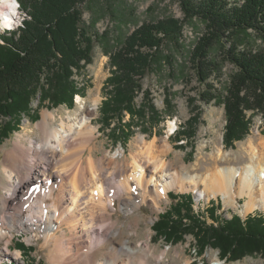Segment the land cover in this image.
<instances>
[{
  "label": "rangeland",
  "instance_id": "obj_1",
  "mask_svg": "<svg viewBox=\"0 0 264 264\" xmlns=\"http://www.w3.org/2000/svg\"><path fill=\"white\" fill-rule=\"evenodd\" d=\"M20 1L17 0L19 18L14 31L22 28V22L29 18L22 11ZM81 9L84 13V25L95 40L93 63L83 62L81 68L73 69L69 82L65 80L56 82L57 88L47 93L73 98V103L53 106L47 100L41 105L39 94L32 104L34 111L32 110L29 116L23 118L15 116L13 122H20L18 130L0 143L1 197L6 195L5 188L10 184L9 173L13 172V168H9L11 165L6 158L7 152L14 149L16 141L25 136L27 145L32 140L40 141L37 124L42 120V114L48 111L57 115L56 127L64 120L68 123L69 117L74 121L81 118L84 113L90 114L93 126L98 131L95 141L86 148L85 160L92 153L94 159H103L106 166L111 160H115L129 170L135 160L149 159L137 148L141 144L139 142L141 138H145L147 142L156 140L159 151L169 144L166 162L175 171L185 168L184 172L188 175L198 176L204 180L205 184H200L201 191L206 190V184L211 183L218 169L244 167L251 162L252 150L255 148L259 154L264 153V113L259 109L247 110L244 113L247 134L242 135L243 138L233 141L228 137L226 141L228 134L226 101L237 70L227 60L225 48L214 43L208 50V58L213 63L220 64L221 71L216 70L204 83L200 81L194 69L193 55L200 39L208 34V27L204 21L188 17L180 0H87ZM146 24H171L180 31L178 38L176 36V39L164 42L152 63L153 69L141 81L143 91L136 97L139 106L144 103L147 108L154 105L159 114L150 121L140 120L123 112L120 116L122 121L118 120L113 124L109 121L107 125L102 108L103 103L110 97L111 87L107 85V80L115 69L114 56L124 48L130 36ZM10 34L8 30L4 31L3 28L0 30V35ZM231 38L242 51L255 53L264 50V39L252 31L231 34ZM201 94L209 95L212 100L209 102L205 98L203 101ZM90 109L95 111L90 113ZM171 123L176 126L173 132L170 131ZM220 150L227 160L221 157ZM158 154L159 152L155 153ZM146 176L149 177L147 174ZM121 179L122 177L117 178L116 183L118 184ZM155 185L156 183H151L152 187L149 188L154 195ZM169 193L192 194L195 200V214L201 216L209 225L214 223L208 214V210L213 206L216 209V216L221 221L230 220L234 215L243 220L249 216L264 218V211L261 209L244 212L247 198L237 199L238 204L234 208L232 205H226L221 197L206 199L208 193L205 199L199 198L200 193H195L187 186L184 191L170 190L167 194L168 202L162 198L161 205L154 206L151 197H148L141 205L137 204L138 208L132 214H125L120 210L123 208V198H117V212L113 220H119L123 236L131 241L132 247L140 246L143 249L149 245L153 255L149 259V264H264V256L257 253L237 261L223 259L220 251L212 247L200 254V245L193 234H187L184 240L174 243L157 237L154 226L159 216L171 207L172 199ZM50 200L46 199L45 204L49 205ZM39 206V201L36 200L18 210L8 209L6 213L0 214L4 218V222L0 220V230L4 232L0 235V264L11 262L26 264L32 261L51 264L50 254L54 244L46 243V226L37 224L38 222L36 224L28 222L29 217L37 212ZM21 242L27 247H33L34 251L28 255L20 251V259L7 255L5 252L7 243L9 251L15 252Z\"/></svg>",
  "mask_w": 264,
  "mask_h": 264
},
{
  "label": "trees",
  "instance_id": "obj_2",
  "mask_svg": "<svg viewBox=\"0 0 264 264\" xmlns=\"http://www.w3.org/2000/svg\"><path fill=\"white\" fill-rule=\"evenodd\" d=\"M85 1H20L22 11L29 18L18 31L0 35V143L18 130L20 122H13L15 116L27 117L34 111L32 104L39 94L41 105L47 100L53 106L73 101V98L47 93L55 90L59 81L69 82L73 69L81 68L83 62L93 63L95 40L84 25L81 9ZM180 1L188 17L198 18L208 27V34L200 39L193 55V66L200 81L204 83L216 70L221 71L220 64L208 58V50L214 43L225 48L227 60L237 70L226 101V141L228 137L233 141L240 140L247 134L244 113L254 109L264 113V50L242 51L236 47L231 34L252 31L264 39V0ZM174 27L171 24H146L136 30L114 56L115 69L107 80L111 87L110 97L102 108L107 125L109 121L112 124L120 121L123 112L150 121L159 114L154 105L147 108L144 103L139 106L136 97L143 91L141 81L153 69L152 63L164 42L179 37L180 31ZM201 95L203 101L205 98L209 102L212 100L207 94ZM169 195L171 207L159 216L154 226L157 237L174 243L193 234L200 245V254L212 247L220 251L223 259L232 261L254 253L264 256L263 217L249 216L243 220L234 215L230 220L221 221L213 206L208 214L214 223L209 225L195 214L192 194ZM16 250L28 255L34 248L21 242Z\"/></svg>",
  "mask_w": 264,
  "mask_h": 264
},
{
  "label": "bare ground",
  "instance_id": "obj_3",
  "mask_svg": "<svg viewBox=\"0 0 264 264\" xmlns=\"http://www.w3.org/2000/svg\"><path fill=\"white\" fill-rule=\"evenodd\" d=\"M18 15L17 0H0V30L13 32ZM94 111L90 109V113ZM89 115L84 113L74 121L69 117L68 123L64 120L56 127L55 112H45L37 124L40 141L32 140L27 145L25 136L7 152L13 172H8L10 184L5 188L6 195L0 196V214L38 200L40 206L28 222L46 226V243L54 244L51 264H149L153 256L149 245L143 249L132 247L131 241L123 236L119 220H113L117 198H123L120 210L132 214L137 204L141 205L148 197L154 206L161 205L162 198L167 201L170 190L184 191L187 186L199 192V198L205 199L208 193L206 199L221 197L226 205L236 208L237 199L244 197L248 199L244 212L264 211V153L259 154L256 148L252 150L249 164L218 169L211 183L206 184V190L201 191L204 180L188 175L185 168L175 171L165 160L169 144L159 151L156 140L140 139L137 148L149 159L135 160L129 170L115 160L106 166L103 159H94L92 153L85 160L86 148L95 141L98 131ZM175 127L171 123L170 131ZM121 177L117 184V178ZM151 183H156V195L149 190ZM48 198L51 203L46 205ZM0 220L4 222L1 216ZM3 233L0 230V235ZM9 249L7 243V255L21 258L20 251Z\"/></svg>",
  "mask_w": 264,
  "mask_h": 264
}]
</instances>
